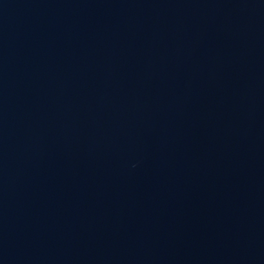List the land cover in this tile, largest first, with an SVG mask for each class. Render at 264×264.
<instances>
[{
  "label": "water",
  "instance_id": "obj_1",
  "mask_svg": "<svg viewBox=\"0 0 264 264\" xmlns=\"http://www.w3.org/2000/svg\"><path fill=\"white\" fill-rule=\"evenodd\" d=\"M0 264H264V0H0Z\"/></svg>",
  "mask_w": 264,
  "mask_h": 264
}]
</instances>
